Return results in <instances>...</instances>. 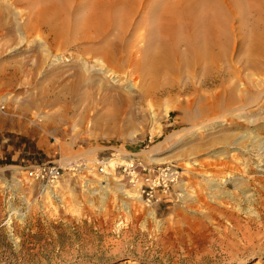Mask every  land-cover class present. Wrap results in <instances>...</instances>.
<instances>
[{"label": "rangeland", "instance_id": "obj_1", "mask_svg": "<svg viewBox=\"0 0 264 264\" xmlns=\"http://www.w3.org/2000/svg\"><path fill=\"white\" fill-rule=\"evenodd\" d=\"M31 7L0 0V264H264V0L229 5L187 121L185 94L113 106L101 41Z\"/></svg>", "mask_w": 264, "mask_h": 264}, {"label": "bare ground", "instance_id": "obj_2", "mask_svg": "<svg viewBox=\"0 0 264 264\" xmlns=\"http://www.w3.org/2000/svg\"><path fill=\"white\" fill-rule=\"evenodd\" d=\"M28 1L31 10L42 8L39 16L35 11L32 16L65 42L101 41L99 55L93 56L102 59L109 72L128 77L125 90L114 85L105 88L113 106L119 102L140 108L173 92L185 94L186 105L178 107L187 121L190 106L198 103L196 80L200 77L203 87L211 85V39L226 29L229 5L250 7L256 0ZM76 82L77 87L86 83L81 71ZM207 104L198 105L196 115ZM172 176L161 177L165 181Z\"/></svg>", "mask_w": 264, "mask_h": 264}, {"label": "built area", "instance_id": "obj_3", "mask_svg": "<svg viewBox=\"0 0 264 264\" xmlns=\"http://www.w3.org/2000/svg\"><path fill=\"white\" fill-rule=\"evenodd\" d=\"M61 166L45 165L43 167H32L28 169V174L34 180L42 183L56 182L62 176Z\"/></svg>", "mask_w": 264, "mask_h": 264}]
</instances>
